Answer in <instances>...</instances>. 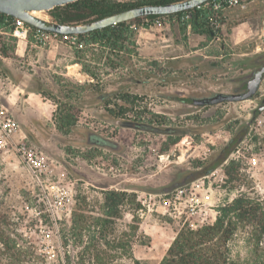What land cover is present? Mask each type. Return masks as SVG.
<instances>
[{
    "label": "rangeland",
    "instance_id": "374dc122",
    "mask_svg": "<svg viewBox=\"0 0 264 264\" xmlns=\"http://www.w3.org/2000/svg\"><path fill=\"white\" fill-rule=\"evenodd\" d=\"M246 3L242 10L225 11L209 38L193 35L184 23L170 21L158 27L153 20L140 26L129 22L134 34L120 48L85 41L86 47L80 51L63 46L39 48L30 39L26 47L29 54L16 59V40L0 33V51L5 53L0 52V58H7L0 59V101L19 121L21 137L26 136L32 147L48 157L53 169L49 179L60 181L73 196L70 217L53 223L40 201L39 186L12 145L0 147V219L6 217L11 225L0 228L10 238L28 241L25 247L36 259L27 264H80L88 238L79 243L73 237V213L102 217V193L109 190L133 195L119 208L120 219L107 235V241L128 244L129 249L111 253L114 257L103 259L102 264H133L130 257L137 264H158L188 221L184 215H167L156 202L140 217L139 200L179 181L184 174L200 170L243 127L246 132L236 145L238 152L214 167L226 176L225 168L234 160L233 175L238 180L226 176L221 188L208 191V205L212 204L217 217L220 209L238 196L258 204L263 229L237 223L228 249L233 260L264 264V111L257 110L264 99V77L249 100L204 107L191 104V99L210 94L243 92L244 78L255 70V57L262 54L264 58V0ZM73 62L78 65L68 73ZM19 84L25 85L23 91ZM114 94L135 98L134 107L127 104L130 109L122 117L110 115L101 98L108 95L107 108H114V103L123 105L112 97ZM56 103L69 104L78 113L68 132L58 129ZM139 115L140 122H150L154 131L124 127ZM168 129L175 132H161ZM85 131L113 141L123 134L129 144L120 153L88 146ZM175 138L180 141L170 146ZM186 141L195 149L185 158ZM175 151L180 152L178 159L168 161ZM39 230L50 232L54 254H46L40 247ZM83 260L82 264H88L86 257Z\"/></svg>",
    "mask_w": 264,
    "mask_h": 264
},
{
    "label": "trees",
    "instance_id": "16d2710c",
    "mask_svg": "<svg viewBox=\"0 0 264 264\" xmlns=\"http://www.w3.org/2000/svg\"><path fill=\"white\" fill-rule=\"evenodd\" d=\"M184 0H79L77 2L67 4L62 7H55L48 12L49 16L61 24H79L95 19L103 18L113 13L140 5H164L168 3L181 2ZM177 13L176 15H179ZM174 15H169L173 17ZM12 21L13 18L0 14V30L7 31L4 20ZM148 20H134L132 23L140 26L142 23H146ZM152 22V20H151ZM191 32L193 34L205 35L209 38L212 35V27L209 23L207 14L204 12H195L191 21ZM134 34L129 30L127 23L118 24L102 30L92 31L86 35H78L79 38L88 44H102L110 45L120 48L122 44L128 42V39ZM4 55V51H0ZM78 63V62H75ZM264 66V58L262 54H258L255 57L252 67ZM87 73L88 71H84ZM92 76V75H90ZM249 76V75H247ZM246 76V77H247ZM108 95L101 96L105 102V107L110 115L122 117L127 111H129L126 105L130 104L134 107L135 103L130 96L114 94L112 97L116 101H121L123 105L117 103L113 104L114 108H107L106 103ZM106 98V99H105ZM174 100V98H172ZM181 101V100H179ZM57 104V109L54 115L57 120L58 129L68 132L76 123L78 113H74L73 107L69 104ZM116 109V110H115ZM140 115L133 117V119L124 127L131 129L154 131L150 128V122H140ZM166 134H172L174 130H161ZM246 132V127H243L234 138L230 139L217 154L209 161L207 165H204L200 170L190 172L181 176L180 180H184L185 184L189 181L195 180L201 176L208 174L214 169V167L223 161L228 156L233 154L236 149V145L242 140L243 134ZM85 143L88 146L100 147L107 149L113 153H120L123 147L129 144V139L123 134L119 135L117 141L103 138L98 134L90 131L84 132ZM180 141V138H175L170 141V146L176 145ZM264 143V140H263ZM169 150V147L166 149ZM236 162L230 160L228 166L225 168L226 176L232 181H237V175L234 166ZM102 214L100 218L84 217L77 212L73 213L71 220V230L73 237L82 243V238L87 237V245L83 247L79 260L83 263V258L86 257L88 264H102L103 259L109 260L112 254L126 253L129 249L128 244L118 245L114 240L112 242L107 241V235L109 231H113L115 221L120 219L119 208L124 204L125 200L129 199L131 194L127 192H118L116 190H109L102 193ZM253 205L251 200L246 197L238 196L232 200V202L221 208L219 215L216 217L215 222L212 225L202 226L196 230H191L188 227L180 228L172 242L169 244L163 258L158 264H251L248 260L240 261L230 258L228 244L232 239L237 223H245L247 225H257L263 229L261 215L258 214V204ZM263 215V214H262ZM5 227L11 226L7 222L6 217H1L0 225ZM83 231H91V235L83 234ZM12 236L16 237L13 232H9ZM96 234V235H95ZM257 242H260L259 236L256 233L252 234ZM259 238V239H258ZM26 240L19 242L17 239L10 238L3 228H0V264H27L32 262L35 258L33 253L25 247ZM258 244V243H257ZM101 246L105 247V250ZM83 256V258H82ZM133 264L137 262L130 257ZM105 264V263H104Z\"/></svg>",
    "mask_w": 264,
    "mask_h": 264
},
{
    "label": "built area",
    "instance_id": "2783aa9c",
    "mask_svg": "<svg viewBox=\"0 0 264 264\" xmlns=\"http://www.w3.org/2000/svg\"><path fill=\"white\" fill-rule=\"evenodd\" d=\"M246 0H209L197 7L181 12L173 17L165 16L153 20L158 27L167 25L170 21L184 23L189 28L195 12L207 14L211 27L218 28L222 14L231 9H244ZM8 33L18 42L28 43L31 39L35 47L63 46L75 51L83 50L86 44L78 35H61L44 29L33 28L22 20H4ZM134 27V26H131ZM22 128L18 120L13 118L7 106L0 101V147L12 145L19 161L28 174L34 179L40 188V201L53 223L69 218L72 211L73 196L70 190L62 186L58 180H50L52 164L48 157L30 145L26 136L21 137ZM238 152V151H237ZM236 152V153H237ZM226 182V176L220 168H215L208 174L172 190L166 194H147L140 201L138 216L142 217L145 212L152 210L155 202L158 207L164 209V213L175 217L185 216L188 228L196 230L202 226L212 225L216 215L212 204H209L208 191L213 187L221 188ZM208 205V206H207ZM33 232L36 233L34 230ZM42 238L43 250L46 254L55 253L51 234L47 230H39ZM30 238L27 233L24 235ZM49 250V251H48Z\"/></svg>",
    "mask_w": 264,
    "mask_h": 264
},
{
    "label": "water",
    "instance_id": "95a60500",
    "mask_svg": "<svg viewBox=\"0 0 264 264\" xmlns=\"http://www.w3.org/2000/svg\"><path fill=\"white\" fill-rule=\"evenodd\" d=\"M77 1L79 0H0V14L22 20L33 28L44 29L52 33L61 35H86L92 31L102 30L122 23L133 22L134 20L146 19L149 21L185 12L209 0H184L164 5H140L113 13L103 18L79 24L57 23L48 14V12L55 7H62ZM40 14L45 15L40 16ZM263 76L264 66L246 80L243 92L210 94L208 96L191 99V104L194 107H204L224 102H241L249 100L258 91ZM257 110L259 112L264 111V99L261 100ZM183 148L188 149L184 154L186 158L195 149V145L186 141L183 144ZM179 156L180 152L175 151L171 156L167 157V160L174 161L178 159ZM184 184V180H179L163 188L154 190L152 193L156 195L166 194Z\"/></svg>",
    "mask_w": 264,
    "mask_h": 264
},
{
    "label": "crops",
    "instance_id": "0c3cea01",
    "mask_svg": "<svg viewBox=\"0 0 264 264\" xmlns=\"http://www.w3.org/2000/svg\"><path fill=\"white\" fill-rule=\"evenodd\" d=\"M186 28L189 30L190 28H191V25H190V27L188 28L187 26H186ZM2 32H5L4 34H7L8 33V30L7 31H1L0 30V33H2ZM9 34V33H8ZM10 35V34H9ZM194 35V34H193ZM192 35V36H193ZM11 36V35H10ZM12 37V36H11ZM14 38V37H13ZM154 38L156 39V37L154 36ZM15 40H16V48L14 47V49H13V54L15 55V58L16 59H23L24 57H26L29 53H28V50H27V43H24L23 41L21 42H18L17 41V39L16 38H14ZM30 40V39H29ZM29 40H28V42H29ZM22 44V45H21ZM153 44H156V41H154V43ZM21 46V49L19 48ZM21 51V52H20ZM49 53L51 52V51H48ZM201 55V57H203L202 56V54H200ZM0 59H2V60H6L7 58H3V57H1ZM78 64L77 63H75V62H73L72 63V65H71V67L69 66V67H67V72L69 73L71 70H72V68H74L75 66H77ZM18 87H20V89L23 91V86L25 87V85H21V84H19V85H17Z\"/></svg>",
    "mask_w": 264,
    "mask_h": 264
},
{
    "label": "flooded vegetation",
    "instance_id": "af4514ba",
    "mask_svg": "<svg viewBox=\"0 0 264 264\" xmlns=\"http://www.w3.org/2000/svg\"><path fill=\"white\" fill-rule=\"evenodd\" d=\"M262 67H263V66H262ZM262 67H260V68H262ZM260 68L255 67L254 72H252L251 74H249V76L245 77V78H244V81H246L248 78L252 77V76L254 75V73L257 72ZM263 77H264V76H263ZM262 79H263V78H262Z\"/></svg>",
    "mask_w": 264,
    "mask_h": 264
}]
</instances>
